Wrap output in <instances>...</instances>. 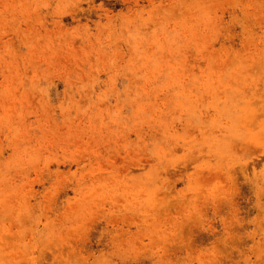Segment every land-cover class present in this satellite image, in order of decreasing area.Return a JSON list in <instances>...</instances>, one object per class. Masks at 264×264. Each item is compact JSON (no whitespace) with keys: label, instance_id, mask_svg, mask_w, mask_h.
I'll list each match as a JSON object with an SVG mask.
<instances>
[{"label":"rangeland","instance_id":"1","mask_svg":"<svg viewBox=\"0 0 264 264\" xmlns=\"http://www.w3.org/2000/svg\"><path fill=\"white\" fill-rule=\"evenodd\" d=\"M0 264H264V0H0Z\"/></svg>","mask_w":264,"mask_h":264}]
</instances>
